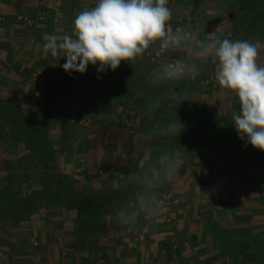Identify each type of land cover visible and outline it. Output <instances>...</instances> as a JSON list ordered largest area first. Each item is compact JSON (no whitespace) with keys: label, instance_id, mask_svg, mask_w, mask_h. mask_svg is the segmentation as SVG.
<instances>
[{"label":"crops","instance_id":"crops-1","mask_svg":"<svg viewBox=\"0 0 264 264\" xmlns=\"http://www.w3.org/2000/svg\"><path fill=\"white\" fill-rule=\"evenodd\" d=\"M257 1L259 0H168L167 6L171 9L172 15L167 26L172 25L174 28L180 26L184 34L194 36L191 39L187 37L183 39L181 52L190 63L204 65L209 60L208 56L201 53L202 42L213 37L223 40L228 31L225 28L227 6L222 5ZM97 2L98 0H0V101L13 99L18 105L27 104L26 99L29 98V94L35 93L32 75L38 71L44 72L46 76L45 86L53 82L63 83L67 91L70 88L71 93L76 92L74 96L76 101L77 98L82 100L90 98V107H82L79 110H92L91 115L94 116L91 126L92 135L89 136L87 155L78 156L79 161L83 163L81 168L89 171H93V165L88 168L84 163L92 162L97 168H100L102 159H106L108 163H115L116 155L120 156L123 147L127 151L125 153L124 149L122 152V159H126L123 163H127L131 158L127 153L130 149L139 152L142 143L146 142V145H150L154 139L152 134L137 135V142L132 143V140L123 134L124 131H128L129 125L125 126L124 121L120 124L113 123L115 114L116 118H122L124 112L122 109L129 108L135 113L143 111L147 115L152 113V108L144 106V85L136 94H132L130 86L132 82L138 80L139 72L143 71V61H148L146 50L135 60L121 61L115 71L108 68L98 73V65L89 64L86 72L81 74L66 73L62 67L66 58L52 57L50 52L46 53L43 49V44L49 35H70L75 17L81 11L95 7ZM53 8L60 13L57 18L54 16ZM44 12L45 20H39L38 16ZM32 19L37 21L32 23L30 21ZM47 19L49 22L45 25L44 21ZM209 33H212V37ZM199 58L198 63L196 61ZM21 83L24 84L20 85ZM56 97L61 98L63 94H56ZM129 97L134 103L141 104L143 108L141 106L140 108L143 110L139 107L138 110L130 100L128 104L124 102L125 107L115 105V100H128ZM23 99L25 103L22 102ZM232 100L238 101V97L235 95ZM188 113L199 120L204 117L209 119L214 117L219 122L221 119L226 122L193 123L188 126L189 129L217 130L220 133L229 131L238 136L232 120L229 119L231 122H227L230 115L227 106L213 107L207 111L203 109V112L198 108H192ZM140 125L142 124H138L142 128ZM146 125L150 126V129L153 125L159 126L156 123H146ZM161 126L159 127L163 130ZM115 132H119L118 135ZM223 136L218 139L220 146L236 147L239 144L228 143L226 136ZM209 140H206V146L196 148L201 154H198L199 152H196L198 155L192 154L193 152L187 150L181 152L179 156L181 157L179 160L182 161L181 166L178 169L175 167L172 173L170 172L172 179L180 182L179 192L182 197L179 207L185 212L171 224L156 223L147 217L141 222L140 219L144 214L139 207L138 216L135 213L128 214V219L125 218L118 228L113 223L109 224L106 235L102 237L93 233L86 235L85 231L81 230L75 208L61 204H38L36 208L26 211L24 214L26 216L22 215L21 219L11 216L16 211L11 213L9 218H0V264H244L242 260L249 255H254L257 259L255 249L245 251L235 260L221 254L217 237L226 239L231 234L236 236L238 232H245L249 237L245 239L237 237L235 245L250 243L254 246V241L264 244V188L260 192L257 186L252 185L254 170L244 173L247 175L245 182L237 180L238 172L231 174L235 166L227 163L226 158L223 159L221 150L216 153V150L211 149L212 142ZM244 145L247 147V143ZM207 146H210L209 149H206ZM21 148L25 153L28 152L23 141L6 143L0 140V194L8 192V189L4 188V185H8L4 180L14 179L12 183L21 186V183H17L20 178L17 180V176L14 177L19 173L18 169L8 165L20 163L24 152L14 153V150ZM64 156L60 158L65 162ZM257 158H259L257 155L251 154V160ZM115 166L120 167L117 164ZM231 176L232 181L229 180ZM15 186H11L10 189L17 190ZM31 188L22 187L23 196H19L20 199L29 200L33 197L35 194ZM34 189L37 190L36 187ZM225 196L228 199L234 198L239 216V219H235L232 223L225 216L231 209ZM10 208L15 209V205H11ZM254 209L259 210L261 215L250 217L246 221L240 220L243 216L244 219L252 216ZM6 214L7 212L2 216ZM156 214L157 210H153L151 217ZM208 215L212 218L207 219ZM8 220L11 221L8 223ZM124 223H127L126 226ZM214 227L233 233L216 236ZM129 229L137 232L139 238L134 234H128ZM171 229L172 233L169 232ZM259 236L261 238L258 239ZM128 240L131 244L126 243Z\"/></svg>","mask_w":264,"mask_h":264},{"label":"rangeland","instance_id":"rangeland-1","mask_svg":"<svg viewBox=\"0 0 264 264\" xmlns=\"http://www.w3.org/2000/svg\"><path fill=\"white\" fill-rule=\"evenodd\" d=\"M263 3V0H259L257 1V6H260ZM224 5L227 6L225 8V13L227 15L225 28L228 30L225 38H228L231 41H236L238 39V36L240 38L241 35H237V32H241L243 30L244 25L247 24L249 18L255 16L254 25H256V27H252V30H254L253 34L247 37L246 40H243L253 44H255V42L257 41L260 42L261 47L258 50L257 63L259 66L264 67V23L261 24L259 20L262 17V20L264 22V16L256 15L254 9H257V6H253L252 2H244L242 4L229 3L223 4L222 6ZM56 8H53V12L55 13L54 16L57 18L60 13L59 11H57ZM38 17L39 20L43 21L46 18V13L44 12L41 14V16ZM30 21L34 23L37 21V19H32ZM44 22L45 25H48L49 20L47 19ZM166 30L168 32L172 31L174 35H185L183 33V29L180 26L174 28L172 25H168L166 26ZM186 37L188 39H191L192 37L194 38V36H192L191 34H186ZM182 41L183 40H181L178 46L176 47L170 46L167 52V55H171L177 59L183 60L187 65L186 73L182 78L179 79L160 78V73L162 72L164 66L160 62L154 61L153 55L158 51V48L162 44L161 40H156L152 42L146 49L145 54L148 61H143V71L139 72L140 76L137 77L138 80L136 82H132L130 86L132 89V94H136V92L138 93L140 91L141 86L144 85V106L146 108H152V113L147 115L143 111L142 113H135L129 108L122 109L124 111L122 114V118H116L117 116L115 114L113 120V123L116 124H120L124 121L125 126L129 125V127H127L128 131H124L123 134H125L126 138H130L132 140V143L137 142V135L149 136L148 131L150 130V126L146 125V123H156L159 126L162 125L161 127L163 129H165V127H169V125L172 123H182L184 127L180 134H184V136L187 135L189 131L188 126L191 124L190 115L188 111L192 108H198L201 112H203V109L207 111L213 107L219 108L227 106L228 112L230 113V115H228V123H230L231 120L233 123V114H238L240 111L239 100H232V97L235 96V93L231 92L230 90L222 89L219 86L218 82L215 80V70L217 64L216 59L214 57H212L211 59L208 57L209 61L207 64L204 65L199 63L200 58L198 59V61H196L199 64L190 63L181 52L180 47ZM197 51H199V48L197 49ZM32 80L34 82L35 93L32 92L33 94H29V98L27 97L26 99L27 104L21 105L19 103V105L22 109L28 112V114L34 116L37 120L44 123L45 126L50 130L53 145L58 151L54 162L55 171L64 174L65 176H67L68 179L72 180L73 182H76L78 189H82L84 185H87L94 188H98L102 191H106V193L110 195L111 193H113L114 189H117L119 185V183L117 182L118 178L121 180H126L125 182L128 183V185L130 184L129 186L135 189L134 191H131L129 193V197H126L128 201L123 202L120 200V202H123L124 205L117 211V213L106 216L104 217V219L101 220V228L97 231V233H95V235L100 237L106 235L108 232V228L110 227L109 224L112 223L118 228L125 221V218L128 219V214L131 215L135 213V215L138 216L139 213L137 212L139 207L141 208V211L144 214V216L142 215L141 219L139 218L141 222H143L142 220L144 217H147L149 218V220H154V222L156 223L171 224V222L163 221V218L159 215L160 206L158 204V200H160L162 196L172 195L178 198L181 202L180 198L182 196L181 192H179L180 182L174 181L171 177V173L175 168V163L177 160H179V158L181 159V157H179L181 156V152L187 150L189 152H193L192 154H197L196 152H199L198 154H201L200 150L196 148L203 147L206 145H196L192 142H188L187 144L183 143V145H176V147L173 149V151H171L170 155L167 157L168 164L162 167V171L159 172L156 180L153 183L141 181L143 172L151 163L150 160L152 158V142H150V145H146V142L144 144L142 143L139 152L130 149V151H128L127 153L129 155L128 157L131 158L129 161H127V163H123V161L126 160H124V158L122 159V152L125 149L123 147L122 151H120V156L116 155L115 163H108L106 159H102L101 164L99 163L100 168H97L96 164H93L92 162H86L84 163V166H88L89 168L93 165L92 167L94 169L93 171H89L88 169L83 170L81 168V165L83 163L79 161L80 157L78 156L87 155L86 152L88 150V143L90 142L89 136L92 135L91 126L93 121L92 119H94V116L91 115L92 110L90 109H86L84 111L83 109L82 111H80L79 109L82 107H90L89 103L91 102V99L85 98L82 100L80 98H77L76 101V98L74 97L76 95V92L71 93L69 91L71 90L70 88H68L69 90L67 91L63 83L53 82L50 83L48 86H45L46 76L42 71L34 73L32 75ZM146 80L148 81L146 82ZM23 84L24 83H21L20 85ZM13 89H15V87ZM59 93L61 95L63 94V97L57 98L56 94ZM173 93H181L186 98L181 99L180 102L177 103L176 99L173 98ZM12 100L6 99V102ZM129 100L130 102L134 103L131 97H129L128 100H115V105L118 104V107L121 105L125 107L126 104L124 102L126 101L128 104ZM12 102H14V100ZM19 102L21 101L19 100ZM22 102L25 103V100L23 99ZM75 104L78 107H76ZM133 106H135L137 109L138 107L140 108V106L141 108H143L142 105L139 103H134ZM212 118L213 119H209V117H204L202 120H198L200 121V123L204 122L205 124H216V122L217 124L226 123L223 119H221L219 122L216 118ZM138 124H142L140 125L142 126V128L139 127ZM115 133L116 135H118L119 132ZM120 133H122L121 130ZM222 133L226 134L225 136L228 143L239 144H237L236 147H229V145H227L228 147L225 148L218 144L220 147L215 148L211 146V149L216 150V153L221 150L220 154L223 155V159L226 158L227 163H231L233 164V166H235V170L231 172V174H236L238 172L237 177L239 179L237 178V180L241 182H245V180H247V175H245L244 173H247V171L254 170L255 175H253L254 178L252 180V185L255 187L257 186L259 191L262 192L261 190L264 188V151H260L258 149L253 148L251 144H247V147H245L244 144L247 143L246 138L244 140H241L240 138H238V136H236L235 133V135L231 134V132L229 131ZM9 138L10 137H8L7 139ZM12 138H17V141H22L21 136H13L10 139L11 141ZM160 140L163 144H171L170 137L166 131H162V133L160 134ZM209 147L210 146H207L206 149H209ZM132 148H135L134 145L132 146ZM126 151L127 150L125 149V153ZM23 152H25L23 148L19 150H14V153L23 154ZM251 154L257 155V157L259 158L251 160ZM107 155L105 156V158L107 157ZM60 156H64L66 161H61ZM146 158L149 160H147ZM31 159V161H33V158ZM155 163L157 164V162ZM112 164L120 165V167H116L115 165L112 166ZM156 164L154 165L156 166ZM29 167L31 168V166ZM19 169V173L16 174L14 177L17 176V180L20 178V180L17 182L21 183V186L19 185L20 188L18 187V185L15 186V184L12 183L14 179L4 180V182H7L10 187L15 186V189L19 190V193L16 195H12V193L7 190V193L2 192L3 194H0V205L1 207H3V209H0L1 215L5 214V212L8 213L9 211L11 213L14 212L13 208L10 207L11 205L16 204V200H20L19 196H23L22 187L24 189L32 187L31 191L34 194L37 192V190H40L42 188L43 181L45 180V174L44 171H42L43 169L41 168V165H36L34 163V165L32 166V170L27 171L25 165H21L20 163ZM90 170H92V168ZM229 180L232 181V176ZM34 187H36L37 190H35ZM219 187L225 186L219 185ZM222 193L224 194V192ZM225 198L227 200L228 206L231 208L230 213H227L225 216L226 219H228V221L232 223L235 219H239V216H237L236 206L234 204V198L228 199L227 196H225ZM224 203L226 202L224 201ZM153 210H157V214L152 218L151 212ZM179 210V217L183 216L185 212L180 207ZM189 215L191 214L189 213ZM257 215H261V213L259 210L254 209L252 212V216L245 217V219L243 216L240 220L246 221V219H250V217H255ZM210 218H212V216L210 217L208 215L207 219ZM10 221L11 220H8V223ZM129 230L130 232L127 231L128 234H134L135 236H137V238H139L137 232H133L132 229ZM169 232L172 233V229L169 230ZM238 235L242 239H245L249 236V234H245V232H238ZM126 243L131 244L130 240L126 241ZM254 249L251 248V250ZM246 255L248 256V254ZM242 262L244 264H264V261H257L254 255H249L247 258H244Z\"/></svg>","mask_w":264,"mask_h":264},{"label":"clouds","instance_id":"clouds-1","mask_svg":"<svg viewBox=\"0 0 264 264\" xmlns=\"http://www.w3.org/2000/svg\"><path fill=\"white\" fill-rule=\"evenodd\" d=\"M167 5L168 0H98L95 7L75 17L70 35H49L43 49L52 57L66 58L62 65L66 73L83 74L89 64L98 65V73L108 68L115 71L121 61L135 60L156 40L167 46L186 39V34L172 35L166 30L172 15ZM260 47L259 41L213 37L202 42L201 53L216 59L215 80L238 97L240 111L233 114L238 138L264 151V67L257 63ZM184 74V67L177 63L164 66L160 78L179 79ZM173 98L179 103L186 97L173 93ZM169 127L180 134L184 126L172 123ZM181 163L177 160L175 167Z\"/></svg>","mask_w":264,"mask_h":264},{"label":"trees","instance_id":"trees-1","mask_svg":"<svg viewBox=\"0 0 264 264\" xmlns=\"http://www.w3.org/2000/svg\"><path fill=\"white\" fill-rule=\"evenodd\" d=\"M252 3L253 6L258 5L257 2ZM254 10L256 15L264 16V3L257 6V9ZM254 18L255 16L249 18L243 30L237 32V35H241L240 38L238 36L237 40H246L247 37L253 34L254 30H252V27H256V25H254ZM259 20L261 24L264 23L262 17ZM190 120L191 124L200 123V121L195 119L192 115H190ZM152 127L153 128L148 132L152 134L155 140L152 139L151 163L142 174L141 181L144 182L153 183L156 180L157 175L162 171V167L168 164L167 157L176 145H183V143L187 144L188 142H192L196 145H205L207 144L206 140L210 139L209 141L212 142L210 145L217 148L220 147L218 145V139L223 136V133L217 130L212 131L190 128L187 135L184 136V134L172 133L170 127H165L163 130L156 125ZM162 131L168 133L171 140L170 145L163 144L160 141V134ZM13 136H21L25 149L28 151L26 153L24 152L20 161L21 165L24 164L27 171L32 170L34 163L36 165H41L42 171H44L45 174V180L39 192L35 193L29 200H16L15 209H13V211L16 212L11 215L12 217L15 216V219H21L26 211L36 208L38 204H61L77 210L81 230H84L86 235H90L91 233L95 234L101 228V220L106 216L117 213L124 205L123 202L128 201L126 197L130 196L129 193L135 190L129 186L130 184L128 185V183L125 182L126 180H121L119 178L117 179L119 183L117 189H114L113 193L110 195H108L106 191L87 185H84L82 189H78L76 182L68 179L64 174L55 171L54 162L58 151L53 145L50 130L45 124L28 114V112L22 109L18 104L12 101H0V138L3 142L15 143L17 138H12V141L10 140ZM8 137L10 138L7 139ZM31 158H33V161H31ZM155 162H157V164ZM20 163L8 165L13 166V169L20 170ZM154 164H156V166ZM29 166H31V168ZM4 186V188H7L15 195L19 193L17 190H11L9 185ZM120 200L123 202H120ZM10 214L11 212L9 211L5 216L0 215V218H9L11 217ZM214 231L216 236H221L223 233H225V235L233 233L218 227H214ZM237 237H239V235L235 236L233 234L229 235L226 239L217 237L221 254L227 255L235 260L237 256H240L245 251L255 248L257 261H264V244H259L257 241H254V246H251L250 243H242L237 246L235 245ZM259 238L261 237L259 236L258 239Z\"/></svg>","mask_w":264,"mask_h":264},{"label":"built area","instance_id":"built-area-1","mask_svg":"<svg viewBox=\"0 0 264 264\" xmlns=\"http://www.w3.org/2000/svg\"><path fill=\"white\" fill-rule=\"evenodd\" d=\"M169 34L174 35L172 31L169 32ZM170 46L176 47L178 45L169 44L165 46L162 43L158 48V51L153 55V60L162 63L163 66L179 63L184 67L186 73L187 65L183 60L177 59L171 55H167ZM158 204L160 206V212L163 211L162 213H159V215L163 218V221L173 222L178 219L180 215V201L178 198L172 195L162 196L160 200H158Z\"/></svg>","mask_w":264,"mask_h":264}]
</instances>
